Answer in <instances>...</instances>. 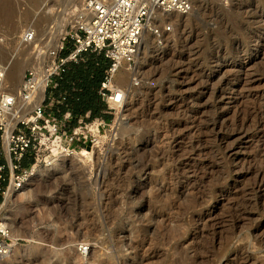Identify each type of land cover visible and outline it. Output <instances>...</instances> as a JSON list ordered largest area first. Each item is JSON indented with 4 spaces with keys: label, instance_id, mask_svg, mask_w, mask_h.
<instances>
[{
    "label": "rangeland",
    "instance_id": "obj_1",
    "mask_svg": "<svg viewBox=\"0 0 264 264\" xmlns=\"http://www.w3.org/2000/svg\"><path fill=\"white\" fill-rule=\"evenodd\" d=\"M204 2L170 15L182 18L161 43L146 36L140 51L146 48L148 57L136 56L137 74L120 67L115 82L126 89V107L115 111L121 123L116 117L97 153L81 161L64 157L51 175L34 171L20 189L6 187L0 223L25 231L18 237L27 249L0 264L264 261V186L250 194L259 204L240 205L250 185L264 179V170L254 172L264 162V115L256 125L248 121L246 132L233 124L264 105V0ZM10 3L17 14H36L15 32L0 19L5 59L28 25L36 26L39 43L41 32L69 31L84 11V0ZM53 4L57 9L48 10ZM256 38L260 48L252 45ZM243 49L244 60H235ZM180 167L188 171L181 178ZM80 243L90 245L86 256L77 251Z\"/></svg>",
    "mask_w": 264,
    "mask_h": 264
},
{
    "label": "built area",
    "instance_id": "obj_2",
    "mask_svg": "<svg viewBox=\"0 0 264 264\" xmlns=\"http://www.w3.org/2000/svg\"><path fill=\"white\" fill-rule=\"evenodd\" d=\"M193 2L84 0V11L75 25L55 46L43 49L47 56L43 62L46 75L40 76L39 65L27 67L18 93L8 91L2 83L6 68L0 62V145L4 147L5 160L0 164V199L9 187L18 189L25 184L40 166L51 165L60 157L75 156L87 147L100 146L116 118L115 111L124 105L126 89L115 82L120 67L125 64L133 72L138 48L146 36L161 43L172 28L171 21L164 22V18L190 13ZM34 38V29L21 36L25 44ZM86 53H102L108 60L97 91L112 116L110 122L91 118L89 112L75 118L70 111L56 115L46 110V100L54 99L48 91L57 86L69 64L83 63ZM131 83L138 84L135 78ZM24 241L13 237L0 223V259L13 243ZM89 250L87 243L77 246L80 255L86 256Z\"/></svg>",
    "mask_w": 264,
    "mask_h": 264
},
{
    "label": "bare ground",
    "instance_id": "obj_3",
    "mask_svg": "<svg viewBox=\"0 0 264 264\" xmlns=\"http://www.w3.org/2000/svg\"><path fill=\"white\" fill-rule=\"evenodd\" d=\"M54 1L59 2V4L63 5L64 3H67V4L68 3H74V1H76V0H54ZM204 1H206V0H194L193 8H192L190 13H192L196 10V2L198 3L197 6L199 7V6H203V4H205ZM10 2H11V0H0V19L5 21L9 25V28L15 32L17 29H19L22 26L23 21L29 22L30 21L29 16H33V14L35 15L36 13L30 12V13H25L23 15L17 14L16 13L17 7L11 6ZM54 9L56 10L57 7H54V4H53V6H50V8L48 10L53 11ZM45 12L47 13V11H45ZM167 17H168V19L171 20V22L180 21L182 18V17L178 16L177 19L173 20V19H171L172 18L171 16H167ZM262 28L264 29V24H263ZM31 29H34V31H35V38L31 42L25 44L22 40H20V41L16 42V44L13 46V48H12L13 53L9 54L10 55L9 58L5 59V58H2L0 56V62L6 68L5 75L1 81L7 87L8 91L12 90V91L18 93L20 84L22 83L24 71L29 66H38L39 65L38 71H39L40 76L41 77L45 76L46 70L43 67V62L47 56H46V52L43 49L48 48L50 46H55L57 44L60 36H62V34H65L67 32L65 30V28H63V27L58 28V29H54L53 32H51V30L50 31L45 30V31L41 32V35L43 34L44 37L39 40V43H36V41L38 40V37H39L38 30H37L36 26L34 24H31V25H28L27 27H25L24 30H31ZM43 30H44V28H43ZM1 34L2 33L0 31V35ZM0 40H1V38H0ZM143 43L144 42H141V44L138 48L137 57L141 53L142 58L144 60L148 57V53L146 52V48L142 52L140 51V47L143 45ZM262 43H263L262 39L256 38L252 45L260 48V46H262ZM41 50H42V53L40 54ZM0 51H1V46H0ZM242 51L244 52L246 50L243 49L241 51H238L237 53H240V54H237L235 60H244V58H242V54H241ZM181 52H182V50L180 51V53L178 55H181ZM14 57H19V58H17V60L14 61ZM136 62H138V61H136ZM138 70L135 69L134 73L137 74ZM199 75H200L199 79L201 80L203 74H199ZM120 81L123 82V81H125V79H123L121 77ZM204 82L206 83V81H204ZM205 86H207V85H205ZM15 87H16V90H15ZM41 96H42V94H41ZM126 98H127V92L125 93L124 103H126ZM262 106H264V105L262 104L261 106H259L257 108L245 111V113H243L242 117H238L240 115H238L236 117V119L233 121V124L236 126L237 129H239L238 131H243L244 129H246L247 123L250 120H253V122L255 121V125L259 123L260 118L262 117V115H264V108ZM125 107H126V104L122 105L121 112L123 110H125L124 109ZM28 109H30V106L28 107ZM222 115L223 114H219L217 117L211 118V122L213 124H215L218 121V118H220ZM116 117H117L116 122L121 123V120L119 121V112L117 113ZM120 119H122V118H120ZM244 131L246 132V130H244ZM112 134H114V132ZM114 136H116V134ZM217 136H218V134L216 133V137ZM218 140H220V142L224 141L223 137L218 138ZM232 152H233L232 149H228V151L224 153V156L226 157L227 155H230ZM95 153H97L95 149H90V147H87L81 153H79L73 157L75 159H79L81 161V159H83L81 156L90 157L92 154H95ZM63 163H64V157H60L57 160H55L51 165L40 166L39 168H37L35 174L40 173L43 176L51 175ZM178 170H177V172H178V174H180L179 175L180 178L182 176H185L186 172H188L187 168H183V167L178 168ZM263 170H264V162L261 165V168L255 170L254 172L256 173V175L257 174L261 175L260 172H263ZM24 185H26V184H24ZM262 186H264V179L263 178H259L252 185H250V187L246 191V193L248 195L245 196V198L241 201L240 205L243 207H246L247 205H250L253 202H255L256 204H259L258 198L255 197L256 195H250V194H253L256 191H260L262 189ZM11 189H12V187H9L8 193L11 192ZM26 192H27V190L19 192V196L22 197ZM7 198H8V194H7ZM262 207L264 209V202L262 204ZM10 233L13 237L27 236L25 231H21L19 229H14L11 226H10ZM71 238H73V237L70 236L67 239H71ZM263 240H264V236L260 237V241H263ZM67 247H68L67 256L72 257V255H74V253H75L74 247L72 245H68ZM26 249L27 248L23 247V245L13 243L11 248L9 249V251L3 256L2 261L3 262L7 261L10 256H14L19 251L26 250ZM70 253H71V255H70ZM244 259L247 260V258H244ZM254 263L255 264H264V261H261V262L255 261Z\"/></svg>",
    "mask_w": 264,
    "mask_h": 264
},
{
    "label": "trees",
    "instance_id": "obj_4",
    "mask_svg": "<svg viewBox=\"0 0 264 264\" xmlns=\"http://www.w3.org/2000/svg\"><path fill=\"white\" fill-rule=\"evenodd\" d=\"M108 60L102 53H87L86 60L79 64H70L69 72L60 79L55 96H60L66 91L63 105L54 107V112L61 115L65 110H70L75 118L90 111L91 118H104L111 120L112 116L106 112L104 102L98 95L97 89L103 80L104 71ZM0 152V164H4ZM25 161L24 163H26ZM2 199H0V202Z\"/></svg>",
    "mask_w": 264,
    "mask_h": 264
},
{
    "label": "crops",
    "instance_id": "obj_5",
    "mask_svg": "<svg viewBox=\"0 0 264 264\" xmlns=\"http://www.w3.org/2000/svg\"><path fill=\"white\" fill-rule=\"evenodd\" d=\"M87 54V53H86ZM86 54H85V60H86ZM85 62V61H84ZM70 65V64H69ZM69 66H68V69H67V71L63 74V75H65L67 72H69ZM63 75H62V77H63ZM61 77V78H62ZM60 78V79H61ZM60 79H58V83H57V86L56 87H54L53 89H50L49 91H48V93H50V94H52L53 95V97H54V99L53 100H46V110H47V112H51V113H54V114H56L55 112H54V107H56V106H58V105H63V103H64V99H65V97H64V99L62 100V96H65L66 95V91H63L61 94H60V96H55V94H54V91L58 88V84H59V82H60ZM98 92V91H97ZM99 95V94H98ZM100 97V96H99ZM101 98V97H100ZM101 100L103 101V99L101 98ZM104 102V101H103ZM104 104H105V102H104ZM105 107H106V104H105ZM66 111H70V110H65L64 112H66ZM63 112V113H64ZM71 112V111H70ZM87 112H89L90 113V111H87ZM86 112V113H87ZM106 112L109 114V115H111L110 113H109V111L107 110V108H106ZM72 113V112H71ZM73 114V113H72ZM57 115V114H56ZM75 116V115H74ZM101 118V117H100ZM103 120H105V121H107V122H109L110 120H106V119H104V118H102Z\"/></svg>",
    "mask_w": 264,
    "mask_h": 264
}]
</instances>
